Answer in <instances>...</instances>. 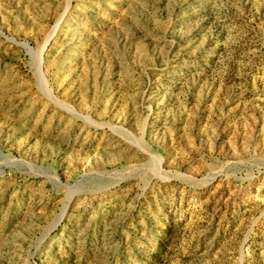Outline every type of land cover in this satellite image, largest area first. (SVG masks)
<instances>
[{
	"label": "rangeland",
	"instance_id": "rangeland-1",
	"mask_svg": "<svg viewBox=\"0 0 264 264\" xmlns=\"http://www.w3.org/2000/svg\"><path fill=\"white\" fill-rule=\"evenodd\" d=\"M0 264H264V0H0Z\"/></svg>",
	"mask_w": 264,
	"mask_h": 264
},
{
	"label": "bare ground",
	"instance_id": "bare-ground-1",
	"mask_svg": "<svg viewBox=\"0 0 264 264\" xmlns=\"http://www.w3.org/2000/svg\"><path fill=\"white\" fill-rule=\"evenodd\" d=\"M68 5H69V0H66V6L68 7ZM35 57H37L36 55H35ZM32 59H33V57H32ZM34 60V59H33ZM34 69V68H33ZM135 141V140H134ZM138 141H139V139H138ZM135 144V143H134ZM136 147H138L137 146V144H136ZM140 147V146H139ZM138 149V148H137ZM141 149V148H140ZM139 150V149H138ZM147 154V153H146ZM149 157H151L150 155H148ZM154 160V159H153ZM156 160H158V159H156ZM156 160H154V161H156ZM153 161V162H154ZM159 162V161H158ZM157 164V163H156Z\"/></svg>",
	"mask_w": 264,
	"mask_h": 264
},
{
	"label": "water",
	"instance_id": "water-1",
	"mask_svg": "<svg viewBox=\"0 0 264 264\" xmlns=\"http://www.w3.org/2000/svg\"><path fill=\"white\" fill-rule=\"evenodd\" d=\"M45 47V46H44ZM44 49V48H43ZM42 52V51H41ZM41 54V53H40Z\"/></svg>",
	"mask_w": 264,
	"mask_h": 264
}]
</instances>
